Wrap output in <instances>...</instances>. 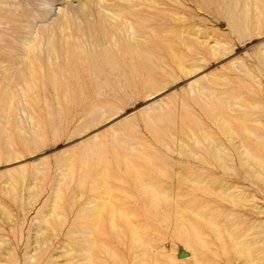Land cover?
Here are the masks:
<instances>
[{"label": "rangeland", "instance_id": "rangeland-1", "mask_svg": "<svg viewBox=\"0 0 264 264\" xmlns=\"http://www.w3.org/2000/svg\"><path fill=\"white\" fill-rule=\"evenodd\" d=\"M261 1L259 24L244 29L228 24L217 1L161 0L163 58L155 62V85L0 77V264H85L84 231L93 225L97 264H105L98 259L101 244L110 251L138 234L148 241L142 247H156L147 254L158 253L164 264H191L202 241L214 248L225 243L226 264H264ZM213 38L227 42L226 54L210 53L206 42ZM179 65L194 71L183 73ZM201 86L206 90L198 93ZM176 215L191 226L178 231ZM235 238L248 240V252L240 244L236 253Z\"/></svg>", "mask_w": 264, "mask_h": 264}, {"label": "bare ground", "instance_id": "bare-ground-1", "mask_svg": "<svg viewBox=\"0 0 264 264\" xmlns=\"http://www.w3.org/2000/svg\"><path fill=\"white\" fill-rule=\"evenodd\" d=\"M169 1L174 2L175 0ZM214 1L218 2V5L222 9V13L224 14L225 18H228V24L230 26L236 27V25L240 24V28L243 27L244 29H249L251 26H253V24L258 25L259 19L263 15L261 8V4H263V2L261 0ZM160 2L161 0H0V71L4 72V74H2L0 77L3 79L14 78L23 82H29L33 80L34 77H44L46 80L51 82H58L65 78H71L73 80V85H81L85 83L87 79H92L98 82L99 85L104 84L108 79H115L117 83L124 85L140 84V81H149L150 84L155 85L154 76L160 68V64L155 65V62L156 60L160 62L163 58L161 55L162 45L158 37V30L162 16ZM53 3H55V8H52ZM236 30L240 31L239 28ZM196 38L198 39V36H196ZM206 43L208 44L210 53L224 55L227 52L228 45L224 40L213 38L211 43L208 41ZM168 48L172 50L170 44ZM15 50H20L18 55L15 54L17 53ZM20 63H22V66L17 68V72L13 74L11 72L13 65L16 66ZM35 68H39L43 71V73H36ZM179 68L183 73H191L194 71V69H188V67L185 65H179ZM192 82L197 83L198 79L194 78L188 81L190 91L193 90L191 87ZM155 88L156 86L153 89ZM204 90H206V87L201 86L198 90V93H202ZM7 96V91L1 94L3 99H5ZM113 130L114 135H120L118 136L120 141L126 143V137L123 132L115 128H113ZM241 148L243 158L246 159V150L244 146ZM248 154L250 155L251 159L252 154ZM214 155L217 159L222 157L218 149ZM185 196L187 197L188 195L186 194ZM165 199L168 200L167 196ZM167 208H169V206ZM175 209L177 210V207H175ZM198 210L199 209H197V211ZM165 211H167V209ZM118 213L120 215H114L116 218L121 216V213ZM122 213L124 214V211ZM127 214L128 213H126V216ZM141 215L142 214L140 213V216ZM127 217H129V215ZM181 217L182 216H179V220L177 219L175 221L178 231L184 229L182 224H186L185 226H191V224H188L189 222L187 220L186 221L188 223H183V219ZM180 218L182 219L181 221ZM108 219L111 221V218L108 217ZM128 219L127 221L130 224ZM173 220L175 219L173 218ZM109 223L113 225L116 224L115 222L113 223V221L108 222V225H110ZM119 224L120 223L118 222V225ZM129 224L127 225L128 227ZM101 226L98 228L101 229ZM94 227H96V225L86 226L84 231L86 236L85 242L87 245L82 246V251L84 250V257L82 261H84L85 264H92V262L95 260L91 254V250H93L92 248L95 245L97 246L94 238L95 236L93 237L92 234ZM128 227L127 229L129 231L130 229ZM133 227H131V232ZM116 228L117 227H114V230ZM185 228L187 229V227ZM121 229L125 234V228L123 227ZM118 231H120V229ZM247 231L248 230L245 232ZM118 233L116 235L119 236V238H117L120 239L122 236L120 237L121 234L119 235ZM128 233H130V231ZM230 233L231 232H229V234ZM131 234L132 233H130V235ZM192 234L191 236H194ZM198 236L200 237V234ZM221 236L222 235H220V237ZM133 237L134 238L131 240V244L118 241V247L116 248L114 246V249H117L118 251L112 249L111 246L109 251V247L107 249L102 248V246H107L102 244L101 246L98 243L100 245L98 246L101 247L99 250L101 255H98V259H100L101 263L104 262L105 264H126L130 258L131 261L129 264H148L149 260L151 261L150 264L162 263L157 260L159 259L157 257L158 253L152 254V256L147 254V252L150 251L152 245H149V247H142L143 245L141 244L144 242H142L140 239L141 236L139 237L138 234V236L135 235ZM199 237L196 238L198 239ZM220 237H217V239ZM230 237H232V235ZM240 238H235L234 250L236 253H239L238 245L243 244L245 247H247L246 251L248 252L250 243L248 240ZM143 241H145V239ZM145 243L144 245H146ZM197 245L200 249L201 255L195 254V252L192 250L191 264H226L230 262L225 243L219 248L211 247L212 244L206 243V241H202V244ZM153 247H155L154 243ZM153 247L152 250L154 252L156 247ZM105 251H108V253H105ZM162 251L163 249H161L160 252L163 253ZM67 253H69L68 250ZM129 253L131 256H129ZM161 257L165 258L166 256ZM167 257L169 258V261L172 260V262H174V256H172V254L169 253ZM31 258L32 257L30 255V259ZM77 262H80V260ZM98 262L99 261H97V263Z\"/></svg>", "mask_w": 264, "mask_h": 264}]
</instances>
